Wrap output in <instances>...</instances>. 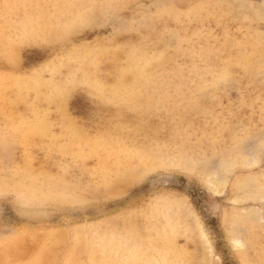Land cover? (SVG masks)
<instances>
[{
    "label": "rangeland",
    "instance_id": "obj_1",
    "mask_svg": "<svg viewBox=\"0 0 264 264\" xmlns=\"http://www.w3.org/2000/svg\"><path fill=\"white\" fill-rule=\"evenodd\" d=\"M0 264H264V0H0Z\"/></svg>",
    "mask_w": 264,
    "mask_h": 264
}]
</instances>
